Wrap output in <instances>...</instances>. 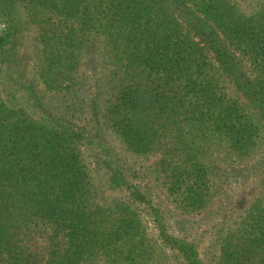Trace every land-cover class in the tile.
<instances>
[{"label": "trees", "instance_id": "obj_1", "mask_svg": "<svg viewBox=\"0 0 264 264\" xmlns=\"http://www.w3.org/2000/svg\"><path fill=\"white\" fill-rule=\"evenodd\" d=\"M0 24V264H264V0H0Z\"/></svg>", "mask_w": 264, "mask_h": 264}, {"label": "rangeland", "instance_id": "obj_2", "mask_svg": "<svg viewBox=\"0 0 264 264\" xmlns=\"http://www.w3.org/2000/svg\"><path fill=\"white\" fill-rule=\"evenodd\" d=\"M3 25L0 24V29H2ZM107 143L110 146V149H112V152L114 154H116L118 158H120L122 161H125L128 166H130L128 173H126V175L129 174L128 177H138L139 175H144V178H140L139 180L140 183L142 185H149L150 188H153V196L152 198L154 199V202H156L158 200V197H155L156 194H158V196L160 195V198L162 200L161 202V207L164 210L165 214V221L167 222V224L169 226L173 225L176 226V222L178 217H183L186 216L185 215H181V213L173 206L172 202L167 201L166 197L164 196V193H162V191L160 192V187L155 188V184L153 182L149 183V176H145V172L144 169L146 168L148 170V168L151 166V164L155 161V157H149V158H141V157H134L130 154H127L126 152H124V149L121 147L119 141L113 136L112 133H108L107 135ZM251 160V158H249ZM249 159L244 160L243 162H248ZM151 176V175H150ZM152 179V177H151ZM139 182V181H138ZM190 216H188L191 220H198L199 219V215L195 214V213H190ZM145 224L148 228V232L151 236H155V229L153 228V226L151 225L150 222H148L147 220H145ZM200 222V221H198ZM209 223V222H208ZM210 224V223H209ZM201 229L200 232H202V230H206L205 228L208 227V225L202 223L200 224ZM174 232H177V230H172ZM196 234H199L198 232ZM210 234H204V241L202 242L203 245L202 247L204 248L206 246V244H208L209 239H210ZM203 251V249H202Z\"/></svg>", "mask_w": 264, "mask_h": 264}]
</instances>
